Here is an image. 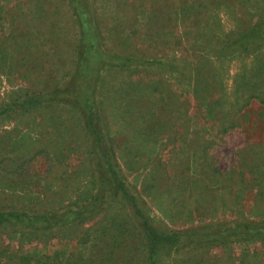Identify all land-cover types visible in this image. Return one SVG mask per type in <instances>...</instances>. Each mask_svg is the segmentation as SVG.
<instances>
[{
    "label": "rangeland",
    "instance_id": "rangeland-1",
    "mask_svg": "<svg viewBox=\"0 0 264 264\" xmlns=\"http://www.w3.org/2000/svg\"><path fill=\"white\" fill-rule=\"evenodd\" d=\"M63 3V0H11L3 9L6 12L11 6L16 7L14 18L19 26L24 18L20 14L29 11L28 16L36 19L30 20L29 25L34 21L35 27L41 14L37 8L47 12L53 6L61 8L65 57L76 37L69 13L62 10ZM86 3L89 15L98 22L102 33L104 27L115 26L121 37L124 30L134 34L133 17L146 16L150 10L143 0H86ZM221 12L220 31L232 41L240 21L230 10ZM1 17L7 18L6 14ZM114 17L119 22H113ZM166 18L167 24L164 19L159 22V18H153L145 25L144 20L134 28L135 43L132 40L127 43L129 48L136 44L144 58L160 57L162 66L137 65L123 71L103 72L102 93H97L96 100L104 138L114 147L127 188L157 229L199 231L214 225L231 228L238 224L245 227L246 235H240L242 228L225 241L163 248L156 264H264V234L254 230L264 224V198L260 201L255 189L243 188L236 190L233 199V187H224V183L212 185L207 177L209 172L206 173L208 166L220 171L236 166L228 174L235 176L251 147L264 145V103L251 100L235 114V124L234 115L226 116L223 124L230 129L219 133L214 117L196 109L198 98L190 78L173 69L171 56L179 54L173 36L177 29L170 28L169 17ZM4 26L8 29L6 22ZM149 30L151 41L146 34ZM164 34L166 43L162 39ZM110 44L108 39L102 40L103 47ZM244 44L245 40L235 41L231 44L230 58L220 62V78L222 84H227L228 99L230 77L243 65L244 57L239 52ZM3 63L0 70L6 72V60ZM1 71L0 104L14 97L12 91L26 85L16 71L9 75ZM156 125L162 127L151 133L149 127L156 129ZM203 133L207 139L201 138ZM89 140L77 113L67 106L9 117L0 115V211L55 212L89 200L96 183ZM134 149L140 154L134 155ZM136 159L142 166L125 169L124 162ZM151 166L157 170H151ZM142 183L152 184L153 193L144 190ZM81 218L62 227L41 229L3 224L0 264H145L141 236L133 226L129 209L119 199L109 200L96 213L87 212Z\"/></svg>",
    "mask_w": 264,
    "mask_h": 264
},
{
    "label": "trees",
    "instance_id": "trees-1",
    "mask_svg": "<svg viewBox=\"0 0 264 264\" xmlns=\"http://www.w3.org/2000/svg\"><path fill=\"white\" fill-rule=\"evenodd\" d=\"M10 1L0 0V68H4L3 60L7 63V71H0L4 75L16 71L25 79L26 85L12 91L14 97L10 96L0 104V115H23L57 105L59 108L67 106L73 109L77 113L81 128L90 139L88 150L92 156V172L96 183L89 200L74 207L34 214L0 211V226L20 224L32 229L62 227L82 219L84 213H96L109 200L119 199L129 209L133 226L141 236L145 264H156L158 254L163 248L169 250L196 246L203 242L225 241L242 228L240 235H246L245 227L240 224L231 228L214 225L199 231H162L154 227L139 206L136 196L127 188L116 162L112 143L104 138L99 123L96 96L101 92L104 71H123L137 65H163L160 57L144 58L139 54L135 40L132 39L137 36L134 28L144 20L145 25H149L153 18H159V22L164 19L167 24L166 17H169V27L174 31L177 29L173 36L176 37L175 47L179 53L178 56H171L173 69L190 78L193 93L196 99L198 98L196 109H200L208 117H214L218 132L225 133L230 129L223 124L226 116L234 115L232 121L235 124V114L251 100L264 103V42H247L264 39V0H143L146 5L148 3L150 10L144 18L133 17L134 26L131 30L134 34L124 30L122 37L117 35L115 26L104 27V32H101L98 22L87 11L86 0H63L62 10L69 13L76 37L65 57V33L62 27L64 19L60 13L61 8L53 6L51 12L37 8L41 14L39 25L35 24V27L36 19L34 20L32 15L28 16L29 11L22 12L20 15L24 18L20 19L22 24L19 26L14 18L15 6L4 12V5ZM222 9L230 10L240 21V28L232 41L226 34H222L219 28ZM2 14H6L7 18H2ZM113 19V22L120 20L116 17ZM7 20L10 23H7ZM30 20H34L33 26L29 25ZM4 22L8 29L5 28ZM146 34L148 41H151V31ZM104 39H108L112 45L103 47ZM162 39L166 43L167 35L164 34ZM240 39L245 40L239 52L244 61L230 77L231 98L228 99L227 84H222L219 66L220 62L230 58L231 44ZM131 40L134 43L131 44L132 48H129L127 43L130 44ZM161 122L160 119L159 125L163 123ZM159 125H156V129L150 126L151 133L162 127ZM201 138L207 139V135L203 133ZM134 151V155L140 154V151ZM130 162H124L125 169L136 170L142 166L138 159ZM235 168L236 166L220 171L216 167L208 166V181L212 185L224 183V187H233V199L237 196L236 190L253 188L258 200L262 201L264 145H253L247 156L241 160L235 176H229ZM150 169L153 170V166ZM182 172L184 171L182 170L180 175ZM217 177L219 179H216ZM142 185L144 190L147 188V191L153 193L150 190L153 188L152 184ZM254 230L264 234V224Z\"/></svg>",
    "mask_w": 264,
    "mask_h": 264
}]
</instances>
